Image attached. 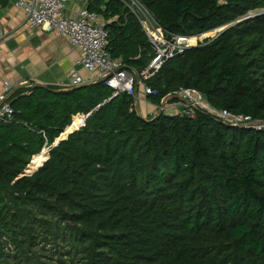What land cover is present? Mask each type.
Returning <instances> with one entry per match:
<instances>
[{"label":"trees","instance_id":"16d2710c","mask_svg":"<svg viewBox=\"0 0 264 264\" xmlns=\"http://www.w3.org/2000/svg\"><path fill=\"white\" fill-rule=\"evenodd\" d=\"M139 1L167 38L228 26L164 62L145 81L149 102L195 89L216 111L264 122V0ZM86 8L111 57L144 71L154 49L128 7ZM7 101L0 264H264V127L200 109L143 119L133 97L98 82L20 87Z\"/></svg>","mask_w":264,"mask_h":264},{"label":"built area","instance_id":"2783aa9c","mask_svg":"<svg viewBox=\"0 0 264 264\" xmlns=\"http://www.w3.org/2000/svg\"><path fill=\"white\" fill-rule=\"evenodd\" d=\"M120 1L136 16L142 31L154 49L155 56L147 68L137 74V80L128 74L125 64L120 59L112 58L107 51L108 33L103 18L97 13L91 12L83 6L78 9L75 16H68L65 12L69 0H14V6L24 13L25 24L29 28H40L47 32H55L68 39L70 47L78 52L77 64L82 70L89 73L90 83L103 79V83L113 90V96L125 93L134 98L135 88L139 85L143 86L145 96L155 94V91L148 87L145 81L158 71L168 59H172L182 53L184 49L196 45L195 40L197 37L167 38L156 20L139 0ZM3 41L0 34V46ZM84 83L86 81L79 74L73 73L67 87L70 88ZM10 88L9 84H5L0 92V121L3 122H9L14 114L10 103L7 101ZM174 94L181 96L186 101H178L177 104L179 107H183V111L186 109H200L233 125L264 127V124L251 121L248 116H236L225 110L216 111L205 102L201 93L195 89H180ZM171 110L164 113H177H170ZM85 118V116H79L76 130L84 125Z\"/></svg>","mask_w":264,"mask_h":264},{"label":"crops","instance_id":"0c3cea01","mask_svg":"<svg viewBox=\"0 0 264 264\" xmlns=\"http://www.w3.org/2000/svg\"><path fill=\"white\" fill-rule=\"evenodd\" d=\"M83 6L86 7V0H69L65 13L75 16ZM0 34L4 40L0 46V92L5 84L11 87L8 96L34 82L67 87L73 73L79 74L86 81L84 84L90 83V75L77 64L78 52L70 47L68 39L55 32L29 28L14 0L0 7ZM168 107L177 111L180 108L176 103ZM68 129L67 133L76 130ZM62 139H57L55 144Z\"/></svg>","mask_w":264,"mask_h":264},{"label":"water","instance_id":"95a60500","mask_svg":"<svg viewBox=\"0 0 264 264\" xmlns=\"http://www.w3.org/2000/svg\"><path fill=\"white\" fill-rule=\"evenodd\" d=\"M261 13H264V11L263 12H260V13H258V14H256V15H259V14H261ZM254 14H249L247 17H245V18H243V19H241L240 21H242V20H245V19H248V18H250V17H252ZM228 27V26H227ZM226 26L225 27H221V28H219L220 30H218V32H221V31H223V30H225L226 28H227ZM216 33V32H215ZM126 70L128 71V74L131 76H133L134 77V79L135 80H137V77H138V75H137V73L134 71V70H132V69H130V68H128V67H126ZM103 79H100V80H98V81H96V82H98V83H103ZM95 83V82H94ZM88 84H90V83H87V84H81V85H78V86H74V87H70L69 89H71V90H73V89H77V88H81V87H85V86H87ZM27 87H32V88H44V89H47V85H45V84H43V83H41V82H34V83H32V84H30V85H27ZM135 90H136V94H135V97H134V100H135V110H136V113L138 114V116L140 117V118H143L144 119V115L141 113V110H140V107H139V97H138V93H137V86H136V88H135ZM171 100H177V101H180V102H186L181 96H179V95H177V94H170V95H167L166 97H164L162 100H161V103H160V106H159V109L157 110V112L154 114V118H156V117H158L162 112H163V109H164V107L166 106H168L169 105V102L171 101ZM153 118V119H154ZM57 144H53L50 148H48V156H49V151L52 149V147H54V146H56Z\"/></svg>","mask_w":264,"mask_h":264},{"label":"rangeland","instance_id":"374dc122","mask_svg":"<svg viewBox=\"0 0 264 264\" xmlns=\"http://www.w3.org/2000/svg\"><path fill=\"white\" fill-rule=\"evenodd\" d=\"M255 12H258V11H253V12H250L249 14H252V13H255ZM217 30H219V28L214 30V31H212V34H210L208 36H205V37H202V38H199L198 36H193V38L197 37V39L195 40V43L201 42L203 40V38H208V37L215 36L217 34V32H218ZM143 91H144L143 86H141V85L137 86V93H138V97H139V100H138L139 101V107H140L141 113L146 118L148 115H151V116L154 115L157 112V110L159 109L160 105L153 104V103L149 102L147 100V97L144 95ZM134 103H135V100H134ZM176 104H178V102H176ZM180 108H183V107H180ZM180 108H179L178 111L182 110ZM169 110H171V109L168 106L167 107L165 106L164 109H163V112H165V111L168 112ZM178 111H177V109L173 108L170 111V113H174V112H178ZM258 123L264 124V122H258ZM73 124H74V120H73ZM46 149L48 150V148H46Z\"/></svg>","mask_w":264,"mask_h":264},{"label":"bare ground","instance_id":"6f19581e","mask_svg":"<svg viewBox=\"0 0 264 264\" xmlns=\"http://www.w3.org/2000/svg\"><path fill=\"white\" fill-rule=\"evenodd\" d=\"M193 41V40H192Z\"/></svg>","mask_w":264,"mask_h":264}]
</instances>
